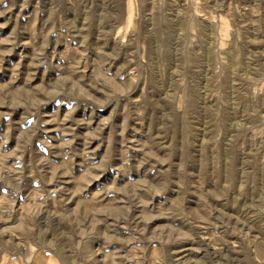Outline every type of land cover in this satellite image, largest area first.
I'll list each match as a JSON object with an SVG mask.
<instances>
[{"label":"rangeland","instance_id":"rangeland-1","mask_svg":"<svg viewBox=\"0 0 264 264\" xmlns=\"http://www.w3.org/2000/svg\"><path fill=\"white\" fill-rule=\"evenodd\" d=\"M0 264H264V0H0Z\"/></svg>","mask_w":264,"mask_h":264},{"label":"bare ground","instance_id":"bare-ground-1","mask_svg":"<svg viewBox=\"0 0 264 264\" xmlns=\"http://www.w3.org/2000/svg\"><path fill=\"white\" fill-rule=\"evenodd\" d=\"M35 263V262H34Z\"/></svg>","mask_w":264,"mask_h":264}]
</instances>
